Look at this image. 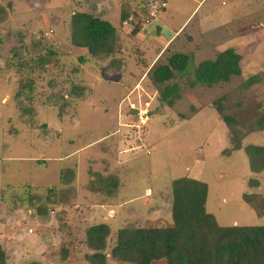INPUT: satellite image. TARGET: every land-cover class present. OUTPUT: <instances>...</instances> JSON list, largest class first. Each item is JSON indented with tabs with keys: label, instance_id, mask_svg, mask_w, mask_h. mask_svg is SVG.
Listing matches in <instances>:
<instances>
[{
	"label": "rangeland",
	"instance_id": "rangeland-1",
	"mask_svg": "<svg viewBox=\"0 0 264 264\" xmlns=\"http://www.w3.org/2000/svg\"><path fill=\"white\" fill-rule=\"evenodd\" d=\"M161 1L0 0V242L7 264H90L85 228L110 208L116 215L107 221L106 253L126 224L172 225L169 192L181 176L207 184L206 210L220 225L264 224V169L251 171L242 149L223 152L231 144L218 111L233 117L243 144L264 146V130L251 128L264 113V0H164L157 23L185 24L174 38L144 21ZM74 11L116 27L112 56L72 46ZM227 47L241 54L240 75L191 86L189 74H176L180 97L172 105L159 100L150 77L155 64L184 52L194 66ZM114 59L123 63L112 66ZM71 169L65 184L62 171ZM90 172L122 184L100 195L88 187ZM118 261L106 254V264Z\"/></svg>",
	"mask_w": 264,
	"mask_h": 264
},
{
	"label": "trees",
	"instance_id": "trees-1",
	"mask_svg": "<svg viewBox=\"0 0 264 264\" xmlns=\"http://www.w3.org/2000/svg\"><path fill=\"white\" fill-rule=\"evenodd\" d=\"M165 8L159 7V10ZM127 18V14H122V22ZM138 30L139 28H134L132 31L136 33ZM116 32V27L110 21L92 12L74 11L71 15L72 46L76 50H85L93 57L107 58L115 53ZM49 52L53 54L52 51ZM84 58L85 55L80 54L79 59ZM192 59V54L173 52L165 63L155 64L151 68V81L159 90L160 101L172 105L180 97V83L173 81L176 74H189L187 80L191 86H213L228 82L231 77L242 72L239 63L241 54L232 47L220 50L214 58L203 59L194 66ZM40 62L43 65V61ZM120 62V59H114L111 65L117 67ZM192 73L194 77L189 78ZM254 80L255 77L251 76L247 82L251 84ZM25 86L30 94L31 84ZM18 94L25 95V92L17 91L19 97ZM218 111L229 128L231 144L223 152L231 155L242 149L249 157L251 171H262L264 146L253 142L243 144L244 133L236 127L233 117L224 113L222 108H218ZM253 122L252 129L264 130V113L254 117ZM66 171L68 170L62 171V176L66 178L62 180L65 184L70 183L75 176L73 169L68 173ZM113 178L95 173L90 178L88 187L105 195L111 194L119 184L118 178ZM169 194L172 196L170 215L173 224L125 226L117 229L109 252L114 258L134 264H152L158 259H164L166 264H264V224L220 225L215 216L206 210L207 184L190 176L174 179ZM37 211L43 212L44 209L37 206ZM85 231V244L92 250L91 253H86L87 260L90 264H106L105 248L110 227L104 222L93 223ZM66 254L67 250L62 249L63 257ZM0 264H7L6 251L1 242ZM25 264L38 263L33 261Z\"/></svg>",
	"mask_w": 264,
	"mask_h": 264
},
{
	"label": "crops",
	"instance_id": "crops-1",
	"mask_svg": "<svg viewBox=\"0 0 264 264\" xmlns=\"http://www.w3.org/2000/svg\"><path fill=\"white\" fill-rule=\"evenodd\" d=\"M164 1V0H163ZM167 3V2H166ZM199 3L200 2H198L197 3V5H196V7L194 8V10L198 7V5H199ZM166 7H167V5H166ZM165 9H162L160 12L161 13H165V11H164ZM193 10V11H194ZM192 11V12H193ZM159 20V19H158ZM185 23V22H184ZM161 23H157V21L155 20V21H153L152 23H151V28L153 27V26H156L155 28L157 29V28H160L161 30H162V28H163V31H162V33L163 32H167L168 34H170V36L172 35V38H174L177 34H179L181 31H182V29L181 28H183V26L185 25V24H181L179 27H177V28H170L169 27V25L168 24H166V23H163V24H161ZM158 26V27H157ZM169 28V29H168ZM153 33L151 34V35H153L154 33H156V31H152ZM159 37L157 36V39H158ZM159 42H161V44L162 43H164V41L162 42V40H161V38H159ZM167 44V43H166ZM123 63V61H121L120 63H119V65H121ZM92 175H93V173L92 172H90ZM91 175V178L93 177ZM106 176V175H105ZM119 180V184H118V187L116 188V191H117V189L121 186L120 184H122V182H121V180L120 179H118ZM90 189V188H89ZM91 190V189H90ZM92 192H96V191H93V190H91ZM115 191V192H116ZM100 195H105V194H103V193H101V192H99V191H97ZM115 192H113V193H111V194H107V195H112V194H114ZM148 207H151V204L148 202ZM109 210V211H108ZM107 211H108V213H107V215H106V213H104V215H103V219H105V220H103V221H100V222H104V223H106L107 225H108V223H107V221H109L110 219H113V217L115 218V215H116V212L112 209V208H110V209H108ZM100 222H98V223H100ZM97 223V222H96ZM127 225V224H126ZM126 225H124V226H122V227H125ZM109 226V225H108ZM122 227H120V228H122ZM117 230V229H116ZM110 232H111V230H110ZM107 255L108 256H110V253H107ZM112 260V259H111ZM117 263H120L121 264V262H117ZM152 264H153V262H152Z\"/></svg>",
	"mask_w": 264,
	"mask_h": 264
},
{
	"label": "built area",
	"instance_id": "built-area-1",
	"mask_svg": "<svg viewBox=\"0 0 264 264\" xmlns=\"http://www.w3.org/2000/svg\"><path fill=\"white\" fill-rule=\"evenodd\" d=\"M167 3L165 1H162L160 5L151 11L148 12V16L144 19L146 24H151L153 21H155L157 17V13L159 12V7H166Z\"/></svg>",
	"mask_w": 264,
	"mask_h": 264
}]
</instances>
